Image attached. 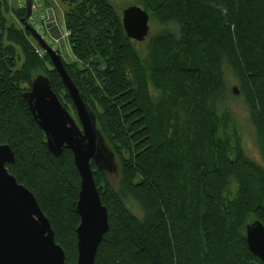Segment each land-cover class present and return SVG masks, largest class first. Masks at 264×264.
<instances>
[{
  "label": "trees",
  "instance_id": "1",
  "mask_svg": "<svg viewBox=\"0 0 264 264\" xmlns=\"http://www.w3.org/2000/svg\"><path fill=\"white\" fill-rule=\"evenodd\" d=\"M73 62L62 61L118 163L119 189L92 164L108 214L94 264H262L245 226H264V169L215 109L222 68L237 77L264 159V0H142L161 26L142 56L107 0H63ZM24 8L0 0V145L6 168L47 218L65 263L75 264L79 174L72 153L46 148L22 95L36 71L75 120L69 95L29 35L8 23ZM76 121V120H75ZM77 123V121H76ZM78 124V123H77Z\"/></svg>",
  "mask_w": 264,
  "mask_h": 264
},
{
  "label": "water",
  "instance_id": "2",
  "mask_svg": "<svg viewBox=\"0 0 264 264\" xmlns=\"http://www.w3.org/2000/svg\"><path fill=\"white\" fill-rule=\"evenodd\" d=\"M26 14L20 23L46 50L49 60L69 95L77 122L59 102L51 90L47 77L39 75L31 80L28 92L22 97L30 114L46 138V148L55 157L63 150L72 153L79 174L76 228L77 258L75 264H94L97 249L108 232V214L101 204L93 180L90 163L106 175L117 171L115 156L105 145L97 129L96 119L86 99L67 76L61 58L48 50L27 26L30 2L26 0ZM121 25L125 37L143 42L149 34V16L137 6L122 11ZM233 94H237L235 88ZM14 163L7 145H0V264H66L62 248L58 246L47 218L35 197L11 176L6 165ZM247 250L264 264V226L254 220L245 226Z\"/></svg>",
  "mask_w": 264,
  "mask_h": 264
},
{
  "label": "rangeland",
  "instance_id": "3",
  "mask_svg": "<svg viewBox=\"0 0 264 264\" xmlns=\"http://www.w3.org/2000/svg\"><path fill=\"white\" fill-rule=\"evenodd\" d=\"M7 2L9 3L10 8L12 9L16 10L18 9V7L25 9L24 16L21 17L19 20L15 19L14 17L12 18L11 16L8 15L7 16L8 23L9 24L14 23V25L17 28H21L22 30H24L29 35V38L34 44L37 53L43 57L46 56L47 58H49V56L46 53V50L37 42V40H35L32 37L30 32L26 30L25 26H23L20 23V21L25 17L26 14V7H27L26 0H7ZM29 2H30V15L26 22L27 26L42 41V43L48 50L52 51L54 54H56L61 58V61H65L66 63L73 62L71 51L67 44V38L69 34L67 33V31H65L66 28L63 22L64 15L67 10V5L64 3L63 0H29ZM107 2L111 5L115 13L119 16L120 21H121L122 11L127 7L137 6L141 9H144L142 0H107ZM145 12L149 16V28H150L149 34L143 42L141 43L134 42V46L139 51V53L144 57L147 55V47L149 46L151 39L155 38L156 36L162 34L165 31H169L170 33H172V35L175 38H178L179 36L178 29L175 26L173 25L161 26L153 18L151 11H145ZM222 74H223V83H224V87H223L224 93L221 99H219L216 102L215 109L217 110L218 113L225 112L230 115L231 126H229V133L237 135L244 155L249 160L253 161L254 163L258 164L264 169V159L262 158L260 148L258 145L256 130L252 124L250 112L245 103V99L243 95L240 94L238 79L226 64L223 65ZM39 75L45 76L42 73V71H36L31 76V80H33L35 77ZM233 88L237 90V94H233L232 92ZM69 103L70 106L72 107V111L76 113L70 98H69ZM67 111L70 115H72L71 112H69V110ZM71 117L73 118V116ZM74 118L77 121L76 114ZM104 143L110 149L105 139H104ZM115 162L116 165H118L116 157H115ZM90 167L92 170L91 163H90ZM118 170L119 169L117 166V171L114 174L111 175L105 174L107 180L116 191L119 189L118 184L120 177ZM93 180H94V176H93Z\"/></svg>",
  "mask_w": 264,
  "mask_h": 264
},
{
  "label": "built area",
  "instance_id": "4",
  "mask_svg": "<svg viewBox=\"0 0 264 264\" xmlns=\"http://www.w3.org/2000/svg\"><path fill=\"white\" fill-rule=\"evenodd\" d=\"M36 54H37L38 56H41L40 54L37 53V51H36Z\"/></svg>",
  "mask_w": 264,
  "mask_h": 264
}]
</instances>
